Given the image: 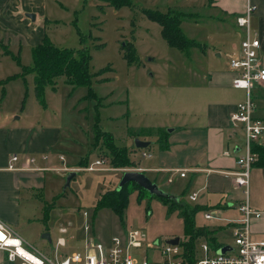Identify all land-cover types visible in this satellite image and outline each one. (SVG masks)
<instances>
[{"label":"rangeland","instance_id":"obj_1","mask_svg":"<svg viewBox=\"0 0 264 264\" xmlns=\"http://www.w3.org/2000/svg\"><path fill=\"white\" fill-rule=\"evenodd\" d=\"M131 2V7L115 9L98 0H0V7L3 5L0 10V118H5L6 125L22 123L28 117H40V120L47 118L46 121L43 119L45 123L60 127L64 133L63 147L56 148L62 151L63 165L80 168L95 159H104V166L113 169L92 172L77 170L66 187L65 173L59 177L50 176L51 181L47 184L45 182L41 199L21 198L27 215L33 220H39L42 231H45L43 233L48 234L49 241L40 238V243L36 244L47 256H50L52 244L58 236L56 229L59 227L68 226L65 246L61 250L68 254L81 249L84 237L82 226L85 223L82 211L87 213L89 233L104 242L128 229L142 230L146 240L141 249L131 253L138 260L144 257L154 240H158V245L162 247L170 238L178 237L181 243L186 239L179 210L169 212L168 205L156 197L143 195V199L138 201L136 196L140 191L133 185L127 187L130 193L127 195L121 220L109 208L95 207L99 193L114 189L120 173L127 169L125 166L112 165L108 151L99 144L93 145L91 128L95 118L100 130L112 135L115 145L129 149L132 139L142 135L139 131L146 125L163 127L164 129L152 130L163 131L166 135V129L174 128L177 116L175 110L182 102L189 101L187 95L180 93L188 91H178L173 87L172 71L185 68L189 62L192 66L189 61L191 56L169 48L160 34L158 24L148 20L142 9L159 12L170 9L189 14L194 10L202 17L203 12H206L204 8H207L205 0ZM26 14H32L33 19ZM189 17L191 16L186 18ZM182 27L185 34L189 35L186 25ZM206 29L204 27L203 31ZM43 35L57 47H84L89 51V70L93 74L92 99H82L86 93L85 87L71 90L63 82V77H57L54 89H44V104L36 101L32 91V75L21 76L20 73L21 66L31 64L30 49ZM2 45L6 46L9 53L3 51ZM13 56L17 57L18 62ZM225 66L226 59L222 56L217 64H210V67L217 70H222ZM101 68L102 71H99ZM68 94L70 98H67ZM68 103H73L75 110L68 109ZM254 103L252 115L264 118V102ZM179 134V131H175L170 137L178 140ZM255 156L257 159L256 154ZM57 165L62 164L58 162ZM156 185L166 193L169 187L174 186L161 182ZM228 194L233 201L241 198L239 191L232 188ZM179 199L182 203L193 205L185 193ZM248 199L252 209H264L262 164L250 168ZM217 200V195H210L207 203ZM43 202L51 206L46 213L43 211ZM203 213L204 211L195 214L194 227H203L206 232L215 230L212 236L217 242L233 247L231 230L225 229L222 222L203 219ZM232 213L237 215L236 211ZM18 231L26 240L30 239L28 229L23 227ZM202 241L213 248L208 237L199 236L193 242L195 255L200 254L199 244ZM147 254L149 255L148 251ZM150 256L153 260L159 258L155 252ZM7 264H19V261Z\"/></svg>","mask_w":264,"mask_h":264},{"label":"crops","instance_id":"obj_2","mask_svg":"<svg viewBox=\"0 0 264 264\" xmlns=\"http://www.w3.org/2000/svg\"><path fill=\"white\" fill-rule=\"evenodd\" d=\"M245 1L205 0L207 8H204L206 12H203L202 17L193 10L190 11L191 17L184 18L180 22L181 30L183 31L182 25L185 24L190 32L189 35H186L184 31L183 33L197 45L188 51L192 66L189 62L187 66L185 65L186 67L184 66L185 68L173 70L174 83L172 84L178 91H188L180 93L187 95L189 101L182 102L181 106L175 110L177 116L174 128L165 130V136L152 130L164 129L163 127L156 125L142 127L141 129L145 131L136 138L147 141L148 145L137 149L132 141L128 154L134 162L135 167L132 166V168L142 172L152 182L174 184L167 191L170 196L177 197L180 201L179 196L185 193L187 197L188 194L195 192L196 199L192 201L193 205L204 208L220 207L221 215L226 217L235 216L232 213V211L235 212L232 205L240 199L236 198L234 201L231 199L232 196L228 194L229 189L238 190L239 193L240 190L233 184L230 177L218 171L234 168V161L239 153L238 148L242 143V131L240 128H232L229 115L236 103L244 99V92L230 85L234 72L228 66V58L235 55L238 49L241 30L235 25L234 17L243 11ZM250 2L255 5L250 19V28L258 35V54L264 65V0H250ZM204 27H207L206 31H203ZM221 56L226 59L225 68L217 70L210 67V64H217ZM263 88L264 84L253 88V103L254 101L264 102ZM67 98H70L69 94ZM62 102L64 103V97ZM45 107L47 108V105ZM67 107L75 110L73 103H68ZM39 118L28 117L22 123L11 125H6L5 118H0V222L15 232L28 248L37 250L39 249L36 244L40 243L39 239L45 240L43 237L45 231H42L39 220H33L27 215L21 198L41 199L44 185L51 181L50 176L59 177L64 173L66 176L70 170L77 168L74 165H63L62 151L56 149L64 145L62 129L45 123L44 120L46 121L47 118H43L44 120ZM149 129L152 131L148 132ZM175 131L180 132L178 140L170 137ZM263 137L264 135L256 143L264 145ZM141 150H145L150 155L153 154L149 158H142L139 155ZM43 153H47L45 160L40 159ZM11 155L17 157L13 163L16 169L12 170L6 167ZM59 156H62L61 160ZM31 157L34 158L33 163L29 162ZM58 162L63 166L57 165ZM174 166H180L176 168L183 169L185 174L183 177L175 174L171 182H166V172L163 170L175 168ZM35 167L61 169L57 171L28 169ZM210 195H217L218 200L207 203L210 201ZM43 204L48 203L43 202ZM224 225L225 229L231 227L228 224ZM22 226L25 230L28 229L31 235L29 240L20 235L18 230L23 228ZM249 236L252 241H264V219L251 222ZM10 262L14 261L7 260L5 252L0 250V264Z\"/></svg>","mask_w":264,"mask_h":264},{"label":"built area","instance_id":"obj_3","mask_svg":"<svg viewBox=\"0 0 264 264\" xmlns=\"http://www.w3.org/2000/svg\"><path fill=\"white\" fill-rule=\"evenodd\" d=\"M255 5L246 0L243 11L234 17L235 25L241 30V37L238 42V49L235 55L228 58V66L234 72L230 81L233 88L243 90L244 99L236 103L234 110L229 115V122L232 128H240L242 131V143L238 148V155L234 161V168L219 170L224 176L230 177L233 184L239 188L241 198L232 205L237 215L227 218L221 215L220 207H211L202 214L203 219L217 221L231 225L230 230L233 237V247H228L223 253H217V249L225 244L219 243L217 248H209L205 241L200 242V254H194L189 263L184 255L181 242L169 244L165 241L164 246L158 245V240L152 242V247L140 260L131 254L142 248L145 242V234L140 229H128L120 234L111 236L107 242L96 238L89 233V226L86 221L87 213L81 214L85 220L82 226L84 237L81 249L71 253H64L61 249L65 246V235H68V226L57 228L58 236L52 244L50 256L43 252L28 248L19 236L8 229L0 222V250L5 252L9 261H19V264H264V241H252L249 236V226L252 221L264 219V209L254 210L248 201V181L250 168L255 161V153L251 150L252 143L264 135V119L252 116L254 103L252 90L255 86L264 84V65L259 58V39L255 31L250 28V19L254 13ZM227 154V152H224ZM142 158H149L151 155L145 150L139 153ZM15 155L8 158L7 169H16L13 165ZM47 158V153L40 155L41 160ZM62 159V156H59ZM33 163L34 158H29ZM104 159H95L90 164L70 170L76 173L77 170L106 171L113 170L110 166H104ZM66 170L65 166L63 167ZM29 170H59L61 168H28ZM125 170H137L127 168ZM124 170V171H125ZM139 171V170H137ZM166 172V182H171L175 174L184 176V170L170 168ZM189 201H195L196 193L187 195ZM226 207V206H225ZM155 252L159 257L151 259L150 254ZM211 252V255H210Z\"/></svg>","mask_w":264,"mask_h":264},{"label":"trees","instance_id":"obj_4","mask_svg":"<svg viewBox=\"0 0 264 264\" xmlns=\"http://www.w3.org/2000/svg\"><path fill=\"white\" fill-rule=\"evenodd\" d=\"M98 1L110 5L115 9L132 6L131 0ZM142 10L143 15L148 20L158 24L160 34L169 48H175L187 54L191 47L197 45V43L194 40L189 39L180 28V22L187 16H190L189 13L175 12L170 9H167L165 12H159L151 9ZM2 48L5 53H9L6 46L2 45ZM129 52H131V50ZM30 56L31 64L29 66H21L20 75H32V91L38 103L41 105L44 104V88L50 87L51 89H54L55 79L57 77H63V82L66 85H69L71 90L75 87H85L86 93L82 96L83 100L93 98L91 90V79L93 74L89 70V61L91 56L86 48L57 47L53 45L45 35H43L40 42L31 47ZM13 59L18 62L16 56H13ZM99 71H102V68ZM91 129L93 145L95 146L99 144L108 151L112 165L132 168L133 161L128 157L129 149L123 146L115 145L112 135L109 132L100 130L97 125L96 118ZM144 131V129H141L139 133ZM147 131L151 132L152 130L149 129ZM155 131L161 135H165L163 131ZM251 150L257 155V159H255L252 165H264V146L254 142L251 145ZM130 185H133L136 189H138V191H140L136 196L138 201L143 199V195L147 197H155L149 195L145 190L136 184L128 182L122 185L119 190H116L115 187L114 189L102 192L97 198L95 204L96 209L107 207L121 220L123 209L127 203V195L130 193L127 191V187H130ZM158 199L168 205L169 212L175 209L179 210L182 218L183 233L186 237V239L182 241L181 245L184 255L189 263L191 262L194 253L193 242L199 236L208 237V240L213 248H217L219 246V242H217L215 237L212 236V233H214L215 230L206 232L203 227H194L195 214L206 210V207L204 208L196 204L189 206L174 199ZM50 207L51 206L45 205L43 209L44 213H46Z\"/></svg>","mask_w":264,"mask_h":264},{"label":"water","instance_id":"obj_5","mask_svg":"<svg viewBox=\"0 0 264 264\" xmlns=\"http://www.w3.org/2000/svg\"><path fill=\"white\" fill-rule=\"evenodd\" d=\"M27 17H29L31 20L33 19L32 14H26ZM166 131H169V129H166ZM133 145L137 149L145 148L148 145L147 141L139 140L138 138L133 139ZM75 172L71 171L68 172L65 176V182L64 187L68 186V183L70 179L74 176ZM132 182L145 190L149 195L155 196L156 198H164V199H174L177 200V197H172L160 188L157 187V185L149 180L142 172L137 170H125L121 173V176L119 178L118 184L116 186V190H119L122 185L125 183ZM43 237L45 239H48V234L44 233ZM169 244H176L178 242V237L170 238L166 240ZM228 249V246H222L219 249H217V253H223Z\"/></svg>","mask_w":264,"mask_h":264}]
</instances>
